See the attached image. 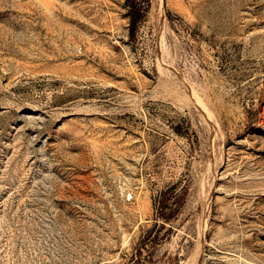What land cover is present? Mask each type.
<instances>
[{"label": "rangeland", "instance_id": "obj_1", "mask_svg": "<svg viewBox=\"0 0 264 264\" xmlns=\"http://www.w3.org/2000/svg\"><path fill=\"white\" fill-rule=\"evenodd\" d=\"M130 2L0 0V264H264V0Z\"/></svg>", "mask_w": 264, "mask_h": 264}, {"label": "trees", "instance_id": "obj_2", "mask_svg": "<svg viewBox=\"0 0 264 264\" xmlns=\"http://www.w3.org/2000/svg\"><path fill=\"white\" fill-rule=\"evenodd\" d=\"M128 5H130L131 10H130V16H131V23H130V34L133 35L135 28H136V23H137V16H136V10L135 6L130 2V0H127ZM166 207L165 204H162L161 208Z\"/></svg>", "mask_w": 264, "mask_h": 264}]
</instances>
